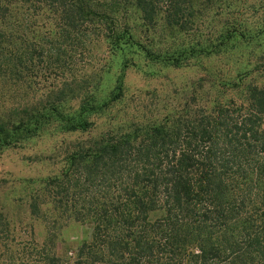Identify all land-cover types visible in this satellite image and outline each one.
<instances>
[{"label": "trees", "instance_id": "obj_1", "mask_svg": "<svg viewBox=\"0 0 264 264\" xmlns=\"http://www.w3.org/2000/svg\"><path fill=\"white\" fill-rule=\"evenodd\" d=\"M237 1L0 0V151L50 126L93 130L137 57L176 67L227 48L247 27ZM164 32L188 40L162 51ZM248 66L264 74V45ZM236 93L70 142L28 204L43 240L16 238L0 211V264H264V75ZM70 221L89 236L64 250Z\"/></svg>", "mask_w": 264, "mask_h": 264}, {"label": "rangeland", "instance_id": "obj_2", "mask_svg": "<svg viewBox=\"0 0 264 264\" xmlns=\"http://www.w3.org/2000/svg\"><path fill=\"white\" fill-rule=\"evenodd\" d=\"M254 2H236V11L246 21L247 27L242 31L244 37L230 41L227 48L223 46L209 55L189 58L176 67L135 58L136 64L125 70L124 97L94 117L93 130L64 134L50 126L20 146L0 151V211L7 213L10 222L15 223V237L30 239L31 226L35 239L43 240V223L30 216L28 204L34 194H45L47 189H51L45 186L43 179L62 171L66 162L64 150L70 142L89 140L109 127L163 121L167 113L181 110L186 103L194 105L195 100L204 103L214 97L237 98L239 84L260 79L263 73L247 72L248 63H253L261 55L264 45V28L261 26L264 25V5L253 7ZM209 20L210 23L200 33L216 32V18L211 15ZM185 36L183 32H164L162 51L188 40ZM99 82L96 93L105 95L113 85V77H105ZM89 231L88 225L70 221L61 232V246L64 250L71 249L87 238Z\"/></svg>", "mask_w": 264, "mask_h": 264}]
</instances>
